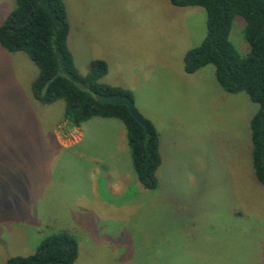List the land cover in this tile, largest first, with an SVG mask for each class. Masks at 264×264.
<instances>
[{
	"label": "rangeland",
	"instance_id": "374dc122",
	"mask_svg": "<svg viewBox=\"0 0 264 264\" xmlns=\"http://www.w3.org/2000/svg\"><path fill=\"white\" fill-rule=\"evenodd\" d=\"M63 2L80 74L103 62L102 83L123 87L162 130L158 188L137 182L120 121L92 119L79 142L63 124V101L33 99L38 69L27 55L0 47V264L32 255L60 230L78 242L75 264H264V187L249 129L258 106L224 92L212 65L183 70L184 54L206 35L205 11L169 0ZM14 8L0 0V25ZM243 29L235 18L230 41L246 57ZM107 184L118 185L115 195ZM98 185L103 202L90 193Z\"/></svg>",
	"mask_w": 264,
	"mask_h": 264
},
{
	"label": "trees",
	"instance_id": "16d2710c",
	"mask_svg": "<svg viewBox=\"0 0 264 264\" xmlns=\"http://www.w3.org/2000/svg\"><path fill=\"white\" fill-rule=\"evenodd\" d=\"M15 8L0 25V47L10 54H25L38 69L31 84L34 100L42 106L64 102L63 124L74 130L94 118L120 121L126 131L133 172L146 191L158 188L161 166L159 134L147 122L148 133L125 106L102 105L95 95L128 96L126 90L101 82L107 69L93 61L82 76L68 48L70 25L63 0H14ZM176 8H202L206 35L183 56V70L192 75L212 65L216 82L226 93L246 94L258 106L251 118V163L254 177L264 187V0H169ZM235 18L244 21L243 38L249 52L241 57L230 41ZM50 84L44 95V85ZM78 242L67 231L46 236L27 257H12L3 264H75ZM223 264H227L225 261Z\"/></svg>",
	"mask_w": 264,
	"mask_h": 264
},
{
	"label": "water",
	"instance_id": "95a60500",
	"mask_svg": "<svg viewBox=\"0 0 264 264\" xmlns=\"http://www.w3.org/2000/svg\"><path fill=\"white\" fill-rule=\"evenodd\" d=\"M50 84V81L44 85L41 95L46 93V90ZM95 100L102 104V105H115V106H125L130 115L143 127V129L148 133V125L146 121L138 114L132 99L128 96H102V95H95Z\"/></svg>",
	"mask_w": 264,
	"mask_h": 264
},
{
	"label": "crops",
	"instance_id": "0c3cea01",
	"mask_svg": "<svg viewBox=\"0 0 264 264\" xmlns=\"http://www.w3.org/2000/svg\"><path fill=\"white\" fill-rule=\"evenodd\" d=\"M102 82V81H101ZM110 86H113V87H119V88H121V89H123V90H125L123 87H121V86H118L117 84H112V85H110ZM111 120H113V119H111ZM77 131H79L80 132V139H79V142H81L83 139H84V137H85V135H84V132L82 131V127H80V128H78V129H76ZM118 131H119V139H120V144L122 145V148L124 149V151L126 150V151H128V146L126 145L127 144V139H126V131H125V129H122V128H120V129H118ZM162 130L160 129V130H158L157 132H161ZM159 134V133H158ZM160 136V135H159ZM78 142V143H79ZM127 146V147H126ZM98 164H102V163H100V162H98V161H94L93 162V165H97L98 166ZM96 169L97 168H93V170H95L96 171ZM123 179H127V177H124ZM104 183V182H103ZM105 184V183H104ZM121 184H123V188H124V190L127 188L128 189V186H127V184L125 183V182H122L121 181ZM108 185V186H107ZM106 185V189H107V191H109L110 192V194L113 196V195H115L116 193L115 192H117V186H115L116 184H114V186H115V188L113 189V186H111V184H107ZM101 188V186L100 185H98V187L97 188H95L94 190H91V194L93 195V197H94V201H98V202H103V201H105L104 200V198L102 197V196H100V193H99V189ZM112 188V189H111ZM112 190V191H111ZM115 191V192H114Z\"/></svg>",
	"mask_w": 264,
	"mask_h": 264
}]
</instances>
